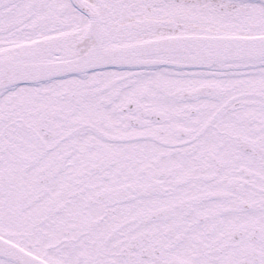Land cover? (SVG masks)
Instances as JSON below:
<instances>
[{
	"label": "snow or ice",
	"instance_id": "6c2138e0",
	"mask_svg": "<svg viewBox=\"0 0 264 264\" xmlns=\"http://www.w3.org/2000/svg\"><path fill=\"white\" fill-rule=\"evenodd\" d=\"M0 264H264V0H0Z\"/></svg>",
	"mask_w": 264,
	"mask_h": 264
}]
</instances>
